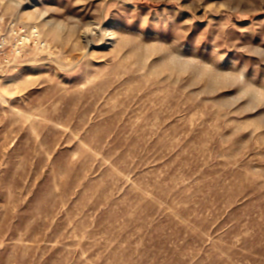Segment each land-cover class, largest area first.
Returning a JSON list of instances; mask_svg holds the SVG:
<instances>
[{
	"label": "rangeland",
	"instance_id": "obj_1",
	"mask_svg": "<svg viewBox=\"0 0 264 264\" xmlns=\"http://www.w3.org/2000/svg\"><path fill=\"white\" fill-rule=\"evenodd\" d=\"M0 18L47 44L0 79V264H264V0Z\"/></svg>",
	"mask_w": 264,
	"mask_h": 264
},
{
	"label": "built area",
	"instance_id": "obj_2",
	"mask_svg": "<svg viewBox=\"0 0 264 264\" xmlns=\"http://www.w3.org/2000/svg\"><path fill=\"white\" fill-rule=\"evenodd\" d=\"M37 28L23 29L19 27L14 20L5 21L0 18V79L8 72L18 71L19 66L16 63L18 56L28 48L32 42L42 50L47 47L46 42L41 37Z\"/></svg>",
	"mask_w": 264,
	"mask_h": 264
},
{
	"label": "bare ground",
	"instance_id": "obj_3",
	"mask_svg": "<svg viewBox=\"0 0 264 264\" xmlns=\"http://www.w3.org/2000/svg\"><path fill=\"white\" fill-rule=\"evenodd\" d=\"M33 1V0H32ZM30 7H33L32 5H30Z\"/></svg>",
	"mask_w": 264,
	"mask_h": 264
}]
</instances>
